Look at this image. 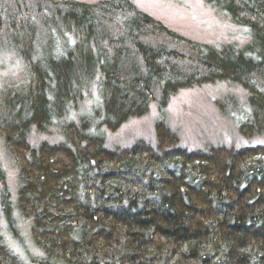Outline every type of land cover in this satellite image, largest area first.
Listing matches in <instances>:
<instances>
[{
	"label": "trees",
	"instance_id": "16d2710c",
	"mask_svg": "<svg viewBox=\"0 0 264 264\" xmlns=\"http://www.w3.org/2000/svg\"><path fill=\"white\" fill-rule=\"evenodd\" d=\"M202 1L242 37L187 40L132 0H0V39L34 81L0 94V138L41 264H264V0ZM215 82L242 92L217 103L240 147L189 152L177 130L130 148L113 141L152 102L164 116L178 91ZM92 87L96 106L70 119ZM54 131L56 142L32 140ZM10 191L0 166V264H24L1 238L4 217L19 239Z\"/></svg>",
	"mask_w": 264,
	"mask_h": 264
},
{
	"label": "rangeland",
	"instance_id": "374dc122",
	"mask_svg": "<svg viewBox=\"0 0 264 264\" xmlns=\"http://www.w3.org/2000/svg\"><path fill=\"white\" fill-rule=\"evenodd\" d=\"M80 2L89 6L98 3L110 2L112 0H70ZM136 9L147 13L153 19L162 22L172 32L183 38L204 44L220 45L224 42H231L240 39L242 29L233 26L224 16L216 14L209 9L202 0H132ZM118 17L113 27L121 23ZM111 24V19L109 21ZM119 36L125 33L118 28ZM125 36V35H124ZM148 39V38H147ZM3 38L0 39V94L17 87L33 90L34 81L27 74H23V64L16 53L9 46L5 45ZM154 40L153 37L149 38ZM171 41V44L174 41ZM176 45V43H174ZM176 46L184 52H190V45L180 42ZM84 90V98L80 101L79 109L73 110L70 119L80 120L81 112L95 107L99 99L97 87ZM92 94V96H91ZM236 94L243 96L242 92L231 87L226 82H215L204 84L193 88L181 89L170 98L167 112L164 116L157 109L156 102H152L149 113L141 118H132L116 132L112 138L117 141L120 147L130 148L136 142L158 143L160 132L178 131L177 142L184 145L191 151H206L209 146L223 145L229 147H240L246 142L236 127L217 106L220 100ZM4 95H0V100ZM159 128V129H158ZM166 128V129H163ZM55 132V133H54ZM51 136L33 134L32 140L40 137L41 140L49 139L56 142L57 131ZM55 134V135H54ZM57 139V140H55ZM168 147V145H166ZM206 154V153H204ZM0 166L4 169L7 177V184L12 193L14 202V216L19 228V239L10 235L6 221L1 218V238L8 248L12 250L18 259L24 264H41L40 260L45 257V252L37 240V235L32 230L28 219L23 217L16 208L18 191L17 169L13 160L8 155L4 142L0 138Z\"/></svg>",
	"mask_w": 264,
	"mask_h": 264
},
{
	"label": "bare ground",
	"instance_id": "6f19581e",
	"mask_svg": "<svg viewBox=\"0 0 264 264\" xmlns=\"http://www.w3.org/2000/svg\"><path fill=\"white\" fill-rule=\"evenodd\" d=\"M52 100V99H51ZM56 100H58L57 102H55L56 103V108H60V106H64V108L66 109V108H69L70 106H71V108H72V103H70L69 101H66V100H63V99H59V98H57ZM70 111V109L69 110H67V111H65L66 113H68ZM64 112V113H65ZM71 115H72V110H71ZM209 147H211V146H209ZM208 147V148H209ZM20 212V211H19ZM10 235H12V234H10ZM12 237L15 239V237L12 235ZM42 243H43V245L45 246V245H47V242L44 240V241H42ZM15 261V260H14ZM13 261V262H14Z\"/></svg>",
	"mask_w": 264,
	"mask_h": 264
}]
</instances>
